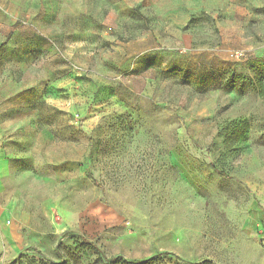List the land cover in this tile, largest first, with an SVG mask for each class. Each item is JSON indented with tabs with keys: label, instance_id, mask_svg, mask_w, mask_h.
Masks as SVG:
<instances>
[{
	"label": "rangeland",
	"instance_id": "obj_1",
	"mask_svg": "<svg viewBox=\"0 0 264 264\" xmlns=\"http://www.w3.org/2000/svg\"><path fill=\"white\" fill-rule=\"evenodd\" d=\"M0 186V264H264V0H0Z\"/></svg>",
	"mask_w": 264,
	"mask_h": 264
},
{
	"label": "trees",
	"instance_id": "obj_2",
	"mask_svg": "<svg viewBox=\"0 0 264 264\" xmlns=\"http://www.w3.org/2000/svg\"><path fill=\"white\" fill-rule=\"evenodd\" d=\"M248 127L249 126L245 124V128L247 130ZM240 135L241 133L239 132L237 139H239ZM80 239H82L84 245L90 247L100 255L104 264H151L154 260L177 257L175 253L169 251H159V253H157L155 256L150 258H143V260L131 259V258L127 259L121 255H114L112 257H109L107 254H105L104 250L97 243H94L93 241L86 239L83 236H81Z\"/></svg>",
	"mask_w": 264,
	"mask_h": 264
},
{
	"label": "crops",
	"instance_id": "obj_3",
	"mask_svg": "<svg viewBox=\"0 0 264 264\" xmlns=\"http://www.w3.org/2000/svg\"><path fill=\"white\" fill-rule=\"evenodd\" d=\"M0 189H1V186H0Z\"/></svg>",
	"mask_w": 264,
	"mask_h": 264
}]
</instances>
